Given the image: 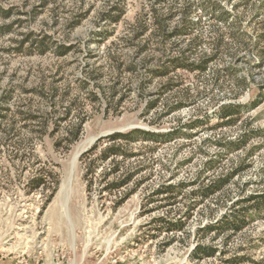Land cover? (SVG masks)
<instances>
[{
    "label": "rangeland",
    "instance_id": "rangeland-1",
    "mask_svg": "<svg viewBox=\"0 0 264 264\" xmlns=\"http://www.w3.org/2000/svg\"><path fill=\"white\" fill-rule=\"evenodd\" d=\"M111 1L0 0V11H8L0 12V264H223L228 257H237L235 264H264V211L248 214L247 225L227 246L224 236L214 241L227 250L224 259L190 255L200 226L228 212L233 202L264 192V0H219L238 15L243 42L224 26L228 44L207 71L153 77L143 90L128 84L129 72L118 78L112 54L134 47L123 38L134 35L131 23L148 8L143 11L144 0H125L120 21L100 23L99 11ZM192 15L202 19L204 48L214 53V19L202 8ZM103 28L111 31L107 37L99 35ZM151 32L137 41L155 64L161 42ZM42 39L50 47L45 53L38 46ZM60 44L69 47L67 53H57ZM166 45L172 50V42ZM256 99L260 104L236 124H219L221 103ZM196 119L205 122L187 127ZM249 126L260 134L244 149L225 153L217 144ZM137 127H179L187 134L155 148L134 144L145 154L123 165L141 171L126 187L107 190L103 166L91 178L82 154L100 138L91 143L95 137ZM216 157V166L209 167ZM236 168L242 169L223 193L204 202L192 195ZM37 178L43 179L39 187ZM162 183L185 184L178 203L151 201ZM188 206L193 210L185 230L159 233L155 218L167 210L179 217Z\"/></svg>",
    "mask_w": 264,
    "mask_h": 264
},
{
    "label": "trees",
    "instance_id": "trees-1",
    "mask_svg": "<svg viewBox=\"0 0 264 264\" xmlns=\"http://www.w3.org/2000/svg\"><path fill=\"white\" fill-rule=\"evenodd\" d=\"M125 0H112L107 6L99 11V22L116 23L120 21L124 13ZM148 8L146 13H141L137 21L131 23L130 28L133 31V36L124 37L126 42H130V46L135 51L132 52L130 48L127 52L115 51L112 54V61L115 65V72L120 79L122 73L129 72L128 84L135 82L140 90H143L146 82L150 81L153 77H166L171 72L178 70L185 71H200L204 73L210 68L211 63L217 58L220 47L227 45L225 36L227 32L224 26L228 27L231 37L237 42H243L239 28V17L234 15L231 11L226 9L219 0H144L143 11ZM202 8L209 12L214 19L211 24L213 35L210 44L215 49L214 53H208L204 48L206 43L203 21L201 18L193 17L192 13L195 9ZM3 15H8V11H0ZM81 16H84L82 14ZM232 19V20H231ZM76 20L74 23H78ZM221 24V25H220ZM152 29L151 34L160 38V46L158 47V56L155 64L151 63V57L146 55V46L138 42L140 36L145 34L147 30ZM111 31L108 28H103L99 31V35L107 37ZM172 42V50H168L166 44ZM41 53H45L50 47L42 39L38 42ZM170 49V48H169ZM69 47L60 44L57 46L56 51L59 54H65ZM145 53V54H143ZM126 57V59L124 58ZM153 59V57H152ZM123 67V68H122ZM231 71L230 74L234 76L233 69L226 68ZM151 76L149 80L148 77ZM101 75L95 74L94 79H99ZM237 84L242 80L236 79ZM167 83L165 87L169 86ZM103 93H105L103 91ZM237 97V95H236ZM94 99L100 100L99 97L94 96ZM157 100L148 104V109L156 105ZM261 100H253L250 103H241L238 101L223 102L216 110V116L221 120L220 125H234L243 115L250 110L256 108ZM173 110V109H170ZM205 120L196 119L192 120L187 127L193 128ZM82 131L81 123L77 124L72 133L75 138L79 136ZM187 134L185 130L179 127L161 132L148 130L143 128H132L127 131H117L106 136L100 137L93 146L82 154V160L86 161L87 175L94 178L97 174L98 168L103 166L100 172L101 179L106 181L105 189L114 190L126 187L138 174L139 170L136 168L124 167V162L136 160L145 152L141 150H134V144H152L155 148L170 141H174L183 135ZM260 131L249 128L242 130L234 138H218L217 144L221 146L225 153L236 152L244 149L249 143L250 139L259 135ZM219 159L212 158L207 161L209 167H215ZM240 169L236 168L227 173H222L216 178L210 180L208 183H203L197 190L192 191L200 202L206 199L223 193L224 188L229 183L232 177L237 174ZM36 186H41L43 179L37 178ZM185 184L162 183L154 190L151 195V201H164V206L174 205L179 202L178 197L182 194L181 187ZM133 191V190H132ZM132 191L125 194V197L130 195ZM228 212L222 214L218 219L208 221L197 230L196 237L197 244L192 249L190 255L193 259L212 258L219 256L224 259L227 250L221 249L215 240L224 236V245L227 246L228 242L234 234L242 231L247 225V215L252 213H262L264 211V192H258L243 197L230 206L227 207ZM191 210L193 207L188 206L181 216L176 218L172 217L173 210H167L163 215L155 218L156 227L159 233L166 231L167 233H177L186 229V224L191 218ZM152 211V210H149ZM212 236L210 237V235ZM209 236L210 241L205 242V238ZM173 239L168 241L171 243ZM237 258V257H236ZM225 258L223 264H235L238 258Z\"/></svg>",
    "mask_w": 264,
    "mask_h": 264
},
{
    "label": "water",
    "instance_id": "water-1",
    "mask_svg": "<svg viewBox=\"0 0 264 264\" xmlns=\"http://www.w3.org/2000/svg\"><path fill=\"white\" fill-rule=\"evenodd\" d=\"M99 137H101V136H98V137L93 138V139L91 140V143L95 142Z\"/></svg>",
    "mask_w": 264,
    "mask_h": 264
}]
</instances>
